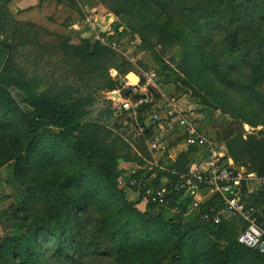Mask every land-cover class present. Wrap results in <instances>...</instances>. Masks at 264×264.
Instances as JSON below:
<instances>
[{
    "label": "rangeland",
    "instance_id": "374dc122",
    "mask_svg": "<svg viewBox=\"0 0 264 264\" xmlns=\"http://www.w3.org/2000/svg\"><path fill=\"white\" fill-rule=\"evenodd\" d=\"M136 10L137 7L127 6L122 0H0V202L10 204L5 211L9 209L12 215L25 200L31 204L33 199L39 198L47 203L48 209L53 206V211L58 212L62 206L68 207L65 201L69 198L71 202L80 198V194L71 196L64 188L53 185L61 179L62 173L66 174L62 167L56 164L44 167L51 155L53 160H59L72 154L82 165L84 175H88L90 186L95 188L100 178L102 182L96 187L97 192L102 197L117 192L123 195L122 201L134 211V225L145 226L149 220L148 229L152 230L151 238L145 239L135 225L124 232L125 236L106 239L99 232V225L93 221V226L88 221L81 227L86 234L66 246L71 258L53 256L58 250L53 236L52 240L42 242L49 257L37 254L39 258L32 256L24 262L264 264V256L235 242L244 227L239 217L227 215L222 225L204 227L190 210L188 197L180 199L176 210L171 205L158 208L148 201L149 194L157 187L183 178L191 170L192 160L196 162L198 154L199 158L204 157V150L187 146L184 155L174 159L167 146L183 141L175 121L161 127V123L168 121L163 118L143 133L133 132L124 124V118L117 116L115 108L125 80L137 81L147 73L157 72L163 74L159 85L164 93L161 104L174 100L182 111L193 113L210 141L223 143L216 129L234 136L254 135L263 140L264 125L249 124L235 117L240 112L237 111L238 115L231 112L236 105L231 95L227 97L225 85L239 88L241 83L256 82L255 90L264 97V79H261L264 72L257 68L251 71L248 61H244L238 51L231 52L224 41V30L216 27L217 16L210 19L214 23L206 28V19L201 18L200 11L195 9L194 13L185 14L184 30L189 23H195L202 39L209 43L200 48L194 41L186 42L191 39L187 31L181 38L159 29L155 32L145 14ZM104 40L107 44H103ZM97 43L104 49L90 56V48ZM48 99L57 108L55 113L43 106ZM39 112L58 123L37 130L39 148L50 158L33 154L13 160L14 154L27 143L23 135H27L35 120L39 122L36 118L43 120ZM48 120L45 118V124ZM163 130H167L164 134L168 139L161 144L165 150L154 151L150 147L151 136ZM140 160L146 163L143 167L147 170L143 174L137 173L141 169ZM242 161L251 162L250 159ZM147 175L154 181L151 187L145 184ZM262 188L244 191L243 195L264 229V208L260 207L264 202L258 200ZM204 190L212 196L206 185ZM95 209L97 206L88 212L94 219L97 218ZM22 224L15 222V231L21 230L20 234L27 232ZM25 240L26 250L41 253L40 246H33L30 232ZM153 240H163L166 244L158 254H146L144 246ZM117 244L119 248L113 249ZM174 244H179L180 248Z\"/></svg>",
    "mask_w": 264,
    "mask_h": 264
},
{
    "label": "trees",
    "instance_id": "16d2710c",
    "mask_svg": "<svg viewBox=\"0 0 264 264\" xmlns=\"http://www.w3.org/2000/svg\"><path fill=\"white\" fill-rule=\"evenodd\" d=\"M122 3H126L127 6L133 5L137 7V12L145 14L155 32L159 29L163 33L173 37L177 35L181 38L182 33L187 31L191 39L186 42L190 44L194 41L200 48L209 45V43L207 39H202L199 26H196L195 23H189L188 28L184 30L183 20L185 14L188 11L194 13L195 9L200 11L201 18L206 19V28H209V25L214 23V21L210 22V19L217 16L219 21L216 22V27L224 30V41L228 43L231 52L238 51L244 61H248L251 71L257 68L264 72V0H122ZM74 5L72 2V6ZM102 49L104 47L97 43L90 48L88 54L92 56L96 51ZM233 70L237 71V68L233 67ZM249 79H252L251 75H249ZM261 79H264V75H262ZM255 85H257L256 82H245L239 84V88H233L232 84L227 83L225 85V93L227 97L230 95L233 97L236 105L231 108V112L236 115H238L237 111L240 112V115L235 117L257 126L259 124L264 125V97L255 90ZM23 87L26 88L27 86L23 85ZM50 99L43 102V106L49 112L54 111L53 113H55L57 108L50 104L52 103ZM52 101L54 100L52 99ZM232 104L229 102V105ZM219 105L225 108L222 102H219ZM39 114L43 116V120L36 118L39 119L37 120L39 122L35 120L34 126L27 132V135H23V137L26 136L27 143L19 153L14 154L13 160H19L33 154H38L43 159L47 158V160L50 158L43 149L39 148L37 130L42 126L48 128L52 125H58V123L48 118L44 112H39ZM31 117L33 118V115H29V118ZM44 117L49 119L48 124H45ZM209 122H213V120L209 119ZM75 159V155L67 154L59 158V160H53L51 155V159L48 160L47 165L44 167L50 164L62 167L66 174L62 173L61 179L53 185L58 186L61 190L64 188V192L69 193L68 195L76 197L80 194V198H76L74 202H71V198L66 199L65 203H68V207L65 209L62 206L58 212L53 211V206L48 209L47 203L39 200V198L33 199L31 204L25 200L23 205L17 206L16 213H12V217L15 220L14 222L23 223L22 227L27 228V232L20 234L19 231L21 230L16 229L13 234L5 238V245L1 250L0 264H26L27 262L25 263L24 261L29 260L32 256L39 258L37 254L46 258L49 257L42 242L45 243L48 240H52L53 236H55L54 246L58 247L57 253L53 254V256L56 255L60 259L71 258L72 255L66 253V246L74 243L78 238L81 239L86 234L81 227L86 226L88 221H91L92 225L93 221H95V224L100 227L99 232L103 233V237L105 236L106 239L114 236L120 237L121 234L125 236L124 232L134 228L135 225L139 227V233L142 234L143 238H151L149 232L152 230L148 229L150 221L147 220L145 226H139L137 223L134 225L132 217L134 211L122 201L123 195L117 192L113 196L102 197L96 188L102 182L101 179H98L95 188L94 185L90 186V183L87 182L88 175H84L82 165L78 164ZM145 164L142 160L138 162L141 169L137 170V173L143 174L147 170V168L143 167ZM257 173L259 176L264 177V167L258 169ZM150 175L145 176L146 185ZM30 200L32 199L30 198ZM218 203L215 196L208 197L204 202L206 205L217 206L219 205ZM95 206H97V209L94 210V214L97 215V218L94 219L91 215L88 216V212ZM222 222L216 225L208 224L203 226L217 227L222 225ZM245 227L246 223L244 222L243 229ZM29 232L33 238V246H40L41 253L37 252L35 254L25 249V237ZM126 236L129 238V234ZM235 240L238 245L248 251L257 253L260 257L264 256L258 251L241 245L237 238ZM168 241L174 243L172 239ZM179 242L182 243V238H179ZM165 244L166 242L163 240L147 242L144 246L147 250L146 254H158ZM175 247L179 249L180 245L178 244ZM116 248H119V244L113 246V249ZM143 263L149 264V261H144Z\"/></svg>",
    "mask_w": 264,
    "mask_h": 264
},
{
    "label": "built area",
    "instance_id": "2783aa9c",
    "mask_svg": "<svg viewBox=\"0 0 264 264\" xmlns=\"http://www.w3.org/2000/svg\"><path fill=\"white\" fill-rule=\"evenodd\" d=\"M103 44H107L104 40ZM163 76L157 72L147 73L141 80H125L121 93L117 95V116L124 118V124L133 132L143 133L150 125L163 118L175 121L179 135L188 147L205 150L209 157L205 169H196L195 173L185 174L183 178L172 183H164L152 191L148 201L158 207L167 208L176 205L180 199H190V210L196 214L202 225L220 224L224 216L239 217L246 223L237 237L238 242L264 255V229L258 223L255 211L244 198V191L255 189L257 184H264V177L251 170L243 169L232 163L224 145L210 141L199 128L193 113L182 111L174 100L161 104L164 93L160 89ZM161 113L163 115H161ZM166 115V117L164 116ZM161 141L151 142L152 150H165ZM171 156V155H170ZM151 177L147 179L148 187L152 186ZM204 185L212 191L218 200L217 205L204 204L201 191ZM149 192V191H147Z\"/></svg>",
    "mask_w": 264,
    "mask_h": 264
},
{
    "label": "crops",
    "instance_id": "0c3cea01",
    "mask_svg": "<svg viewBox=\"0 0 264 264\" xmlns=\"http://www.w3.org/2000/svg\"><path fill=\"white\" fill-rule=\"evenodd\" d=\"M1 69V68H0ZM1 71V70H0ZM170 123H169V120L166 122V124H165V122H164V124H162L161 123V127H163V126H165V125H169ZM212 125V124H211ZM214 126V125H213ZM215 127V126H214ZM216 129V128H215ZM203 130V128H201V131ZM167 132V130H163V131H161L160 133H157V131H155V133L151 136V138H152V141L151 142H153V141H155V140H158V141H161L162 143H164L163 142V140L165 139V141H167L168 139L165 137V134L164 133H166ZM203 132V134L205 135V133H204V130L202 131ZM216 132H217V134L219 135V137L222 139V144L221 145H224L225 144V140H226V135H227V133H228V131H225V130H218V129H216ZM257 137V136H256ZM258 138H260V137H258ZM261 139V138H260ZM217 143V142H216ZM187 148V145H186V142H185V140L183 139V141L181 140V141H177L176 143H174V144H172V145H169V146H167V149H169V151L170 152H172V154H171V156L174 158V159H176V157H178V156H180V155H182V154H184V152H185V150L186 149H184V148ZM198 150H200V149H198ZM174 153H177V154H174ZM201 154V153H200ZM203 155H204V157H202V158H199L201 155H199L198 154V158H196L195 160H196V162H194V159L192 160V162L190 163V165H191V170L189 171V172H187V174H191V173H195V171H196V169L198 168V166H200V164H201V166H200V168H198V169H205L206 168V166H207V164H208V161H209V157H208V155H207V153L205 152V150L203 151ZM203 159V160H202ZM232 159V158H231ZM246 159H249L248 157H244L243 158V160H246ZM250 164L253 166V165H256L255 167H257V165H259V163H254V162H250ZM193 165V166H192ZM251 170L253 169V167H251L250 168ZM255 172H257V170L255 171ZM258 186H256V188L255 189H258L259 187H264V184H257ZM254 189V190H255ZM253 191V190H252ZM262 191V193H259L260 195L259 196H261V198H259V196H258V200H259V202H260V200H263V202H264V188H262V190H260L259 192H261ZM206 193V190H202L201 191V194H202V196L204 197V199L206 200L208 197H211V196H208L207 194H205ZM258 192V191H257ZM257 192L255 193L256 195H257ZM211 193V192H210ZM205 200H204V202H205ZM246 201V200H245ZM249 202V201H248ZM248 202H246L247 203V205L250 207V208H252L253 210H254V208L250 205V203H248ZM3 205L5 206V209L4 208H2L3 207ZM8 205L10 206V204H6V202H0V258H1V250H2V248L4 247V245H5V238L7 237V236H9V235H11V234H13V231L15 230V222H14V219H13V217H12V215H11V213H10V211H9V209L7 210V211H5L6 210V208H8ZM260 207H262V208H264V204H261L260 203ZM255 211V210H254Z\"/></svg>",
    "mask_w": 264,
    "mask_h": 264
},
{
    "label": "water",
    "instance_id": "95a60500",
    "mask_svg": "<svg viewBox=\"0 0 264 264\" xmlns=\"http://www.w3.org/2000/svg\"><path fill=\"white\" fill-rule=\"evenodd\" d=\"M227 151L229 157L235 162H239L243 160L244 157H248L254 163H261L264 160V140L254 135L243 138L242 135L239 134L230 142L229 150ZM263 167L264 163H261L258 169Z\"/></svg>",
    "mask_w": 264,
    "mask_h": 264
},
{
    "label": "bare ground",
    "instance_id": "6f19581e",
    "mask_svg": "<svg viewBox=\"0 0 264 264\" xmlns=\"http://www.w3.org/2000/svg\"><path fill=\"white\" fill-rule=\"evenodd\" d=\"M246 135L247 134H245V133H243L242 134V137L243 138H246ZM238 135H231V134H229V133H227V135H226V140H225V144H224V146H225V148L227 149V150H229V145H230V142L231 141H233L234 140V138L235 137H237ZM231 161H232V163L233 164H235L236 166H241L243 169H248V168H251V167H255L256 165H251L250 163H248L247 161H239V162H235L233 159H231Z\"/></svg>",
    "mask_w": 264,
    "mask_h": 264
}]
</instances>
